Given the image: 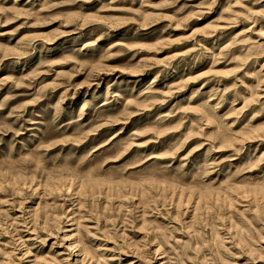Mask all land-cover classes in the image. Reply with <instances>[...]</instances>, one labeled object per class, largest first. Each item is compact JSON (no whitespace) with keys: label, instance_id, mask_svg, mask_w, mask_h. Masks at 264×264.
Masks as SVG:
<instances>
[{"label":"rangeland","instance_id":"obj_1","mask_svg":"<svg viewBox=\"0 0 264 264\" xmlns=\"http://www.w3.org/2000/svg\"><path fill=\"white\" fill-rule=\"evenodd\" d=\"M0 264H264V0H0Z\"/></svg>","mask_w":264,"mask_h":264}]
</instances>
